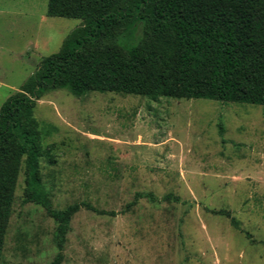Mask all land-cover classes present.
Returning <instances> with one entry per match:
<instances>
[{
    "label": "rangeland",
    "instance_id": "374dc122",
    "mask_svg": "<svg viewBox=\"0 0 264 264\" xmlns=\"http://www.w3.org/2000/svg\"><path fill=\"white\" fill-rule=\"evenodd\" d=\"M47 1L0 0V106L81 23ZM34 116L53 208L116 213H75L60 264H264V106L49 89ZM24 178L22 162L0 264H49L56 224L23 202ZM137 193L154 201L127 209Z\"/></svg>",
    "mask_w": 264,
    "mask_h": 264
},
{
    "label": "trees",
    "instance_id": "16d2710c",
    "mask_svg": "<svg viewBox=\"0 0 264 264\" xmlns=\"http://www.w3.org/2000/svg\"><path fill=\"white\" fill-rule=\"evenodd\" d=\"M46 14L81 23L0 106V258L23 162V202L54 220L58 252L49 264H60L75 213H116L85 201L53 208L40 173V159H53L42 145L36 100L65 89L76 97L99 91L264 106V0H48ZM143 196L154 201L137 193L127 209ZM218 212L239 228L230 211Z\"/></svg>",
    "mask_w": 264,
    "mask_h": 264
}]
</instances>
